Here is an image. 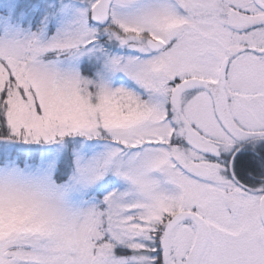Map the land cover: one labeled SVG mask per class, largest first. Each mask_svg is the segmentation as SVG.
<instances>
[{"label": "snow or ice", "instance_id": "6c2138e0", "mask_svg": "<svg viewBox=\"0 0 264 264\" xmlns=\"http://www.w3.org/2000/svg\"><path fill=\"white\" fill-rule=\"evenodd\" d=\"M0 264H264V0H0Z\"/></svg>", "mask_w": 264, "mask_h": 264}]
</instances>
